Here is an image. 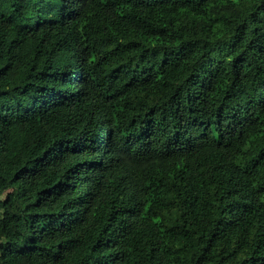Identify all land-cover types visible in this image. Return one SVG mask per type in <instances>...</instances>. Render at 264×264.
Returning <instances> with one entry per match:
<instances>
[{
	"label": "trees",
	"instance_id": "obj_1",
	"mask_svg": "<svg viewBox=\"0 0 264 264\" xmlns=\"http://www.w3.org/2000/svg\"><path fill=\"white\" fill-rule=\"evenodd\" d=\"M0 264H264V0H0Z\"/></svg>",
	"mask_w": 264,
	"mask_h": 264
}]
</instances>
